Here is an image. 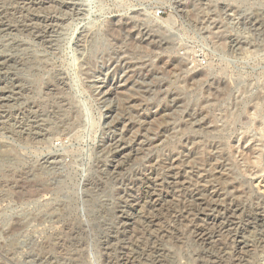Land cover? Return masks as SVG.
<instances>
[{
	"label": "rangeland",
	"instance_id": "374dc122",
	"mask_svg": "<svg viewBox=\"0 0 264 264\" xmlns=\"http://www.w3.org/2000/svg\"><path fill=\"white\" fill-rule=\"evenodd\" d=\"M0 264H264V0H0Z\"/></svg>",
	"mask_w": 264,
	"mask_h": 264
}]
</instances>
